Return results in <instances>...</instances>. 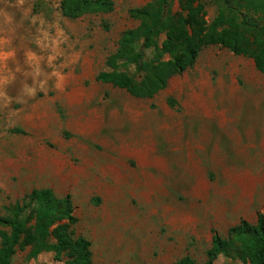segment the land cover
<instances>
[{"label": "rangeland", "instance_id": "rangeland-1", "mask_svg": "<svg viewBox=\"0 0 264 264\" xmlns=\"http://www.w3.org/2000/svg\"><path fill=\"white\" fill-rule=\"evenodd\" d=\"M148 1L71 19L60 0H0V213L33 188L70 194L90 264H203L214 233L264 215V75L250 58L207 46L152 98L97 80ZM30 250L11 264L67 259Z\"/></svg>", "mask_w": 264, "mask_h": 264}, {"label": "trees", "instance_id": "trees-1", "mask_svg": "<svg viewBox=\"0 0 264 264\" xmlns=\"http://www.w3.org/2000/svg\"><path fill=\"white\" fill-rule=\"evenodd\" d=\"M210 1L216 5L210 22L202 0H149L130 8L128 13L138 24L120 34L115 51L107 57V69L98 73L97 80L137 98H152L172 76L193 67L207 46L250 58L264 75V0ZM113 7L114 0L59 2L61 14L71 19L107 13ZM127 66H133L135 73L122 69ZM168 103L175 105L171 98ZM3 210L0 264H11L16 251L27 247L31 248L29 257L52 252L55 260L67 257L63 264L91 263V242L83 236L74 237L70 229L78 221L70 194L57 196L50 188H33ZM220 255L229 258L228 264H264L263 213H257L254 223L241 219L228 229L226 237L214 233L203 264H216ZM170 264L198 263L184 255Z\"/></svg>", "mask_w": 264, "mask_h": 264}]
</instances>
